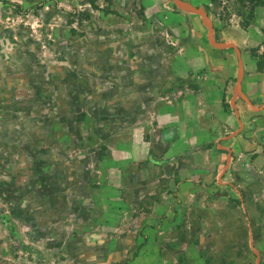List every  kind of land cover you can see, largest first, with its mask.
<instances>
[{
    "label": "rangeland",
    "instance_id": "374dc122",
    "mask_svg": "<svg viewBox=\"0 0 264 264\" xmlns=\"http://www.w3.org/2000/svg\"><path fill=\"white\" fill-rule=\"evenodd\" d=\"M185 1L218 43L264 5ZM210 48L172 0H0V264L257 263L242 210L180 189L186 161L160 151L142 100Z\"/></svg>",
    "mask_w": 264,
    "mask_h": 264
},
{
    "label": "crops",
    "instance_id": "0c3cea01",
    "mask_svg": "<svg viewBox=\"0 0 264 264\" xmlns=\"http://www.w3.org/2000/svg\"><path fill=\"white\" fill-rule=\"evenodd\" d=\"M230 32L228 38L220 36V43H235L241 50L243 95L235 97L239 70L235 50L213 47L191 53V57L199 56L202 64L195 69L179 68L176 73L183 78L178 86L161 77L157 82L148 80L142 100L154 106L148 113L155 115L159 124L151 123L150 136L157 133L160 151L169 159H179V164L186 161L180 189L205 182L213 186L212 196L208 195L206 201H222L231 210H242L250 239L258 250L254 253L263 263L264 5L255 9L248 27ZM144 70L150 77L162 69L152 66ZM225 95L229 98L227 109ZM133 136L135 132L130 133ZM162 162L164 157L159 159L161 167ZM196 193L199 200L200 191Z\"/></svg>",
    "mask_w": 264,
    "mask_h": 264
},
{
    "label": "water",
    "instance_id": "95a60500",
    "mask_svg": "<svg viewBox=\"0 0 264 264\" xmlns=\"http://www.w3.org/2000/svg\"><path fill=\"white\" fill-rule=\"evenodd\" d=\"M174 5L184 11H188L191 13H194L196 15H198L199 17H201V19L203 20V22L205 23L207 29H208V42L211 46H213L216 49L219 50H223L226 49L228 47H231L235 50L237 57H238V78H237V85L235 87V97L238 94L243 95L241 89H240V84L242 82V78H243V74H244V66H243V62H242V58H241V50L239 49V47L234 44V43H218L214 40V34H215V28L213 23L211 22L208 14L206 13V11L201 8V7H197L195 5H193L190 2H187L185 0H172ZM233 103H235L233 101ZM237 115H238V111H236ZM240 122V121H239ZM260 263V256L257 254V263Z\"/></svg>",
    "mask_w": 264,
    "mask_h": 264
},
{
    "label": "trees",
    "instance_id": "16d2710c",
    "mask_svg": "<svg viewBox=\"0 0 264 264\" xmlns=\"http://www.w3.org/2000/svg\"><path fill=\"white\" fill-rule=\"evenodd\" d=\"M227 107H228V105H227L226 101L224 100V108L227 109Z\"/></svg>",
    "mask_w": 264,
    "mask_h": 264
}]
</instances>
